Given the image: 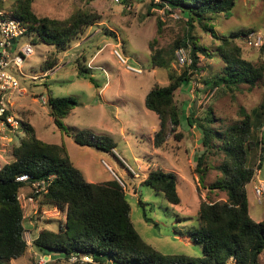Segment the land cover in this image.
I'll list each match as a JSON object with an SVG mask.
<instances>
[{
    "label": "rangeland",
    "instance_id": "obj_1",
    "mask_svg": "<svg viewBox=\"0 0 264 264\" xmlns=\"http://www.w3.org/2000/svg\"><path fill=\"white\" fill-rule=\"evenodd\" d=\"M3 1V10L12 12L16 0ZM151 1H33L32 9L40 17L66 20L84 10L96 14L98 19L64 51H56L55 46L42 42L33 44L34 53L22 66V72L26 74L21 79L22 91L12 92L6 98L9 111L19 119L21 126L17 131L7 132V137H0V163L5 165L14 160L13 149L23 135L22 123H28L33 126L36 137L43 141L64 142L74 165L89 182H103L115 177L126 192L135 229L156 250L169 256L202 258L201 244L191 237V232L199 225L200 203L225 200L227 195L224 191L209 189L220 175L215 167L222 161V153L212 152L206 156L210 169L205 184L200 185L197 181V156L204 149L198 123H206L207 112L212 111L214 121L211 125L223 130L241 120L242 108L250 113L264 101V76L254 88L242 84L226 92L211 89L206 82L222 74L226 66L218 51L220 38L235 32L248 35L254 31L264 35V0H237L230 16H215L212 27L219 38L195 24L192 34L210 55L198 51L197 68L188 70L189 83L175 91V102L182 114L181 124L175 130L169 128L160 148L153 142L160 127L159 117L146 107L145 98L155 85L167 86L171 75L180 76L187 69L176 56L175 47L188 34V26L180 13L170 12L168 7L150 8ZM243 37L235 39L242 49V58L257 67L264 66V52L249 47ZM155 38L154 49L161 51L165 64H169L167 67L152 63L155 50L150 44ZM25 41L20 40V44ZM190 48L192 56V46ZM46 60L52 65L48 70L43 69ZM88 63L90 75L99 86L78 73L79 65L88 67ZM131 67L140 70L136 72ZM262 72L264 75V69ZM50 94L53 97L72 96L78 101L69 116L63 119L69 133L54 123ZM193 105L194 122L190 125L187 118L191 117ZM81 130L110 137L117 144L113 152L128 167L129 173L113 154L77 144L74 134ZM257 161H254L256 175L247 185V193L250 215L260 222L264 220V194L259 199L255 187L262 184L264 190V168L259 169ZM158 168L178 175L180 204H171L162 192L142 183L151 170ZM20 193L27 196L32 194V189L25 185ZM21 202L25 225L26 222L30 225L24 233L28 249L22 257L1 264H31L33 261L38 264H82L70 259H56L53 255L46 258L33 245L42 229L58 230L60 224H64L65 212L48 207L45 194L35 195L34 203ZM259 264H264V253L260 255Z\"/></svg>",
    "mask_w": 264,
    "mask_h": 264
},
{
    "label": "trees",
    "instance_id": "obj_2",
    "mask_svg": "<svg viewBox=\"0 0 264 264\" xmlns=\"http://www.w3.org/2000/svg\"><path fill=\"white\" fill-rule=\"evenodd\" d=\"M33 1L16 0L13 6L12 13L29 26L23 39L27 38L33 44L42 42L55 46L59 52L69 47L98 19L96 14L84 10L66 20L40 17L32 9ZM236 3L237 0L151 1L150 8L168 7L170 12L180 13L186 19L188 34L176 43L175 50L192 46V64L182 75H171L169 85H155L145 98L146 107L159 117L160 127L153 141L156 148L165 143L169 128L175 130L181 124L182 114L175 102V91L189 83L188 73L190 69L197 68L198 51L210 55L192 34L195 24L219 38L212 21L220 14L230 16ZM4 8V1L0 0V11ZM160 31L159 23L158 33ZM246 34L235 32L220 38L218 51L226 66L222 74L206 82L211 89L226 92L242 84L254 88L263 78L264 66L257 67L242 58V49L235 42L236 37ZM156 41L155 38L150 44L151 49L155 50L152 63L162 67L166 61L161 51L154 49ZM260 49L264 52V45ZM51 67L46 60L43 69ZM90 70L89 66L82 64L78 67L79 75L88 77L99 86L90 75ZM49 105L56 126L69 133L63 119L69 116L78 101L72 96L53 97L50 94ZM194 114L193 105L191 117L187 118L190 125H193ZM212 114V111H208L204 119L206 123H198L204 149L197 156V181L200 185L205 184L210 169L206 156L212 152L222 153V161L215 167L220 175L209 189L224 191L227 198L203 200L200 203L199 225L191 232V237L201 244L202 258L169 256L156 250L135 229L131 205L115 177L103 182H89L74 165L64 142H45L36 137L32 125L22 123L23 135L13 149L14 160L0 170V264L22 257L28 249L24 235V211L18 199L25 183L16 179L23 173H28L33 179L54 176L49 192L45 194V204L65 212V222L60 224L58 230L44 228L33 241L34 247L44 255L67 260L72 256L91 255L93 263L84 264H227L231 259L234 260L233 264H259L260 255L264 253V220L257 222L250 215L247 185L256 175L255 159L259 162L258 168H264V101L250 113L242 108L241 120L223 130L211 125L214 121ZM74 140L77 144L113 154L129 173L128 167L113 152L117 144L110 137L81 130L74 134ZM142 183L162 192L171 204L181 203L176 173L161 168L151 170ZM147 220L150 221L149 218ZM31 264L38 263L33 261Z\"/></svg>",
    "mask_w": 264,
    "mask_h": 264
},
{
    "label": "built area",
    "instance_id": "obj_3",
    "mask_svg": "<svg viewBox=\"0 0 264 264\" xmlns=\"http://www.w3.org/2000/svg\"><path fill=\"white\" fill-rule=\"evenodd\" d=\"M120 2V0H114ZM160 1V0H159ZM157 0V2H159ZM28 25L24 23L19 17L12 12L6 10L0 11V137H7L6 133L17 131L20 129V121L13 113H11L7 106L6 98L12 92H21V79L26 76L22 72V66L27 57L34 53L33 43L27 39L20 44V40L28 33ZM245 42L249 47L262 48L264 45V35L261 32H252L244 35ZM243 37V38H244ZM187 51V52H186ZM177 57L180 63L190 66L192 64L191 48H178ZM119 57L121 55L118 53ZM122 58V57H121ZM123 59V58H122ZM124 60V59H123ZM132 70L139 72L140 69L131 67ZM45 102V99H43ZM4 165L0 163V170ZM54 176L43 179H33L28 173H23L17 176V181L29 185L32 189V194L25 195L20 193L18 199L22 205V200L28 203L35 202V195H42L49 192V188ZM255 193L258 194L259 199L264 194L262 184L255 187ZM23 206V205H22ZM73 262H93L91 255L72 256L70 258ZM231 259L227 264H233Z\"/></svg>",
    "mask_w": 264,
    "mask_h": 264
},
{
    "label": "crops",
    "instance_id": "obj_4",
    "mask_svg": "<svg viewBox=\"0 0 264 264\" xmlns=\"http://www.w3.org/2000/svg\"><path fill=\"white\" fill-rule=\"evenodd\" d=\"M56 209H58V208H56ZM25 226H26V228L28 227V229H29V227H30V225H29V224H27V222H26V225H25ZM46 256H47V257H46ZM45 257H46V258H50V256H49V255H45Z\"/></svg>",
    "mask_w": 264,
    "mask_h": 264
},
{
    "label": "clouds",
    "instance_id": "obj_5",
    "mask_svg": "<svg viewBox=\"0 0 264 264\" xmlns=\"http://www.w3.org/2000/svg\"><path fill=\"white\" fill-rule=\"evenodd\" d=\"M93 263V262H92Z\"/></svg>",
    "mask_w": 264,
    "mask_h": 264
},
{
    "label": "water",
    "instance_id": "obj_6",
    "mask_svg": "<svg viewBox=\"0 0 264 264\" xmlns=\"http://www.w3.org/2000/svg\"><path fill=\"white\" fill-rule=\"evenodd\" d=\"M47 257V256H46Z\"/></svg>",
    "mask_w": 264,
    "mask_h": 264
}]
</instances>
